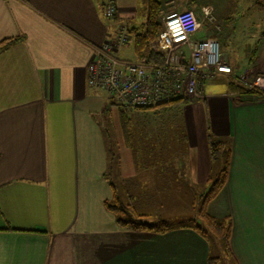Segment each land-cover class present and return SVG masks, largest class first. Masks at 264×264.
<instances>
[{
  "label": "crops",
  "instance_id": "crops-1",
  "mask_svg": "<svg viewBox=\"0 0 264 264\" xmlns=\"http://www.w3.org/2000/svg\"><path fill=\"white\" fill-rule=\"evenodd\" d=\"M108 2L0 0V41L17 38L0 53V264H214L212 241L194 224L130 230L106 205L118 198L145 222L171 220L148 213L153 197L198 209L222 167L211 157L210 135L226 140L231 154L207 212L230 217L233 264H264V93L246 87L264 78V33L248 61L224 55L242 82L219 76L206 82L203 98L135 109L174 111L178 129L156 134L166 141L178 132L180 144L132 148L106 126L113 100L88 85L87 66L117 24L143 27L147 3L140 12L138 0H114L111 20Z\"/></svg>",
  "mask_w": 264,
  "mask_h": 264
},
{
  "label": "built area",
  "instance_id": "built-area-1",
  "mask_svg": "<svg viewBox=\"0 0 264 264\" xmlns=\"http://www.w3.org/2000/svg\"><path fill=\"white\" fill-rule=\"evenodd\" d=\"M103 11L111 20L117 15L112 2L106 3ZM205 21L220 28L210 7L163 14L157 40L163 56L160 64L121 58L120 49L133 37L126 24H117L107 39L94 47V59L87 66L88 85L105 91L118 105L138 109L203 98L206 82L219 76L242 82L221 55L216 31L207 29ZM203 32L205 36L200 37ZM246 87L264 93V78L246 83Z\"/></svg>",
  "mask_w": 264,
  "mask_h": 264
},
{
  "label": "rangeland",
  "instance_id": "rangeland-1",
  "mask_svg": "<svg viewBox=\"0 0 264 264\" xmlns=\"http://www.w3.org/2000/svg\"><path fill=\"white\" fill-rule=\"evenodd\" d=\"M147 1L148 0H146V3ZM161 2V15L181 12L188 7L194 11H198L202 7H210L216 19V23L220 28L215 29L214 25L207 21H205L206 23L204 24H207V29H214L216 31V36L220 43L221 55H233L236 59L237 57L240 58L242 62L248 61V58L252 56L258 44V37L261 36L260 33H264V7L257 4L255 0H161ZM138 4L141 12L142 0H138ZM145 21H140L139 25H142ZM125 46H123L125 48L120 49L123 50L120 52V57L127 60H135L136 56L133 49V40L131 39ZM156 46L158 47L157 41ZM208 81L210 82L212 80L210 79ZM217 81L221 82L222 80L217 79ZM223 83L225 84L226 81L223 80ZM167 110H169L167 111L168 113L165 110L158 115L155 111L145 113V111L121 107L116 103L109 102L103 117L105 118V123H107L106 126L111 128L110 131L114 132V129H116V132L119 131V133H122L126 141L123 140V143L125 142L127 145L131 143L132 148H154L168 144L174 146L175 144L181 143L178 132L173 139L166 141H164L166 136L161 137L156 134L161 128L172 129V131L174 128H176V130L178 129V126H176L177 114L169 108H167ZM128 119H130L132 124H130L129 127ZM127 129H130V135H128ZM149 129H154L152 135L144 133V130ZM149 137H151V139H147ZM142 139L145 145L141 141ZM110 148L112 150L115 149L112 142ZM216 162V164L222 163V158L216 160ZM206 188L207 189L204 188L205 193L209 190L210 184ZM172 192L174 193V190H172ZM173 193L170 195H173ZM154 200L158 201L156 197L152 198V204H150L152 210H149L148 213L156 211L164 217H169L170 215L171 220L168 222L170 225L182 222L196 225L195 221L198 223V220H193V218L189 219L194 215V211H197L193 204L188 206L182 204L176 206L171 204L167 206L166 204L155 203V205L153 204ZM199 205L200 204H198V207ZM177 215H179L180 218ZM174 217L178 218L175 220ZM211 240V255H213V257H221L218 264H233L230 257L221 253L219 241L214 238Z\"/></svg>",
  "mask_w": 264,
  "mask_h": 264
},
{
  "label": "trees",
  "instance_id": "trees-1",
  "mask_svg": "<svg viewBox=\"0 0 264 264\" xmlns=\"http://www.w3.org/2000/svg\"><path fill=\"white\" fill-rule=\"evenodd\" d=\"M113 1L114 0H110V2L114 4ZM255 1L257 4L264 7V0ZM161 7V0H148L147 19L143 24V27L139 29H129L133 36V49L136 59L148 64H160L163 62L162 52L156 46L157 38L162 30ZM16 41L17 38H5L1 40L0 53ZM230 87L233 90H244L234 82L230 83ZM179 101L181 100H174L172 102L157 106L173 104ZM209 147L213 160L216 161L222 158V167L214 176L209 179V190L206 193L204 192L200 195V205L197 209L198 223L195 221L196 225L194 224V227L197 229V231H199V233L208 238L210 241H212V238L219 241L221 252L224 253L225 256H228L230 255L229 238L232 230V221L230 217L216 218L209 215L207 212V205L217 196V194L225 185L228 175L231 150L226 140L218 139L211 135L209 138ZM106 205L107 208L117 216V222L119 225L126 229L138 231L149 230L161 233L167 231L170 228V225L166 220L157 219L151 222H145L139 218V216H134L131 206L122 204L118 198H115V200L112 202H107ZM209 261L211 263L218 264L220 258L211 256Z\"/></svg>",
  "mask_w": 264,
  "mask_h": 264
}]
</instances>
